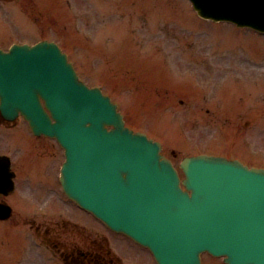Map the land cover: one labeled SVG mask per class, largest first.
I'll return each mask as SVG.
<instances>
[{
  "label": "rangeland",
  "instance_id": "1",
  "mask_svg": "<svg viewBox=\"0 0 264 264\" xmlns=\"http://www.w3.org/2000/svg\"><path fill=\"white\" fill-rule=\"evenodd\" d=\"M149 1L153 10L151 21H158L168 26L165 29L167 48L169 46L173 47L176 52L173 58L182 69V74L179 77L163 72L169 84L166 90L160 91L156 88L157 83H160L158 78L147 82L145 90H143V83L139 74L136 73V69L133 75L125 68H121L120 71L117 70L110 63L107 65L108 67L104 64L98 66L99 57L100 59H105V57L100 55L98 57V54H100L97 51L98 37L97 41L90 42L83 37L81 39L82 32L80 35L79 32L74 30L73 19L66 11L64 2L61 5L57 3L60 10H56L55 18L53 19L54 36L68 42L71 51L79 62V66L85 72L84 75L91 82L106 83L109 88L115 91L119 98L125 99L124 110L129 115L130 120L136 123L137 127L148 129L152 135L164 139L168 146L167 151L175 150L179 159L186 155L185 152L188 146H190V149L195 147L196 149H204V146L209 145L211 148H218L219 151H227L229 143L233 140L239 141L237 144L238 152H243L244 145H249L255 157L252 162L264 163V37H256L250 32L239 31L229 26L200 22L190 14L191 9L184 0H163V5L160 0H153L154 8L151 5V0ZM114 3L103 2L95 8L85 6L84 8L90 13H83V17L89 21L87 16L89 15L94 22H97L99 20V9L103 12L104 6L113 8L118 12L119 3L117 1H114ZM140 3L142 6L141 1ZM39 4H41V0H38V7L34 10L31 17L39 19L41 23L48 26L52 11H47L43 7L40 8L41 5ZM191 16L199 23V26L194 24ZM18 17H22V14ZM101 18L104 19L103 14ZM142 18L141 26L145 27L147 25L148 29L146 19ZM136 20L139 25L138 19ZM21 21L23 23L15 24L9 22L3 28L4 35L7 37L23 36L22 38H24L29 36V34L43 31L37 25L26 23L24 18H21ZM126 21L132 24L129 38L132 43L135 42L138 53L141 54L143 50L148 51L151 57L161 53L159 49L161 41L158 42L153 39V42H148L147 45L141 46L140 44L148 35L145 32H138L140 26L133 24L132 18L126 19ZM174 27H181L185 30L187 27L189 30L193 29L191 32L196 33L194 35L187 33L179 36ZM91 29L96 35L98 34L99 28L91 27ZM159 35L156 36L159 37ZM110 36L116 42L109 44L103 50V54L119 59L122 58L124 49L129 53L126 46L120 42V30L118 28ZM176 39L180 40L181 43H176ZM196 42L201 44L198 54H202V59H197L194 56V51L192 54ZM2 44L5 45V42ZM215 52L218 53L217 57ZM140 54L139 56H141ZM253 56H256V60ZM107 61L108 59H105L106 64ZM207 61L213 63L210 64ZM196 62L200 65L199 72L196 70ZM142 66L139 67L140 70ZM155 68H159L157 63L150 70L153 71ZM113 71L117 72L113 73ZM141 72L143 78H145L147 75L146 68L142 69ZM191 73L198 74L204 84L210 79H214L216 82L220 80L221 82H219L214 92L213 88L211 95H207L205 87L195 84L190 77ZM172 77L178 79L179 82L174 81ZM127 78L137 85L136 98L133 94L136 91L132 90V87L129 90L130 81ZM109 82H113L116 88L122 92L116 91ZM199 94H201V97ZM181 100L184 101L181 102ZM240 126H243L241 130L239 129ZM9 131L10 136H14L17 132H22L23 130L17 126ZM236 132L243 133L242 135H234ZM174 141L176 142L175 144H173ZM239 146H242V149ZM14 148H18L16 156L27 164L25 169L29 174L39 173L38 164L41 160L37 159V157L46 158L49 155L47 150H43L36 157L32 156L27 145H15ZM242 154L253 156L250 150H248V154L246 150ZM60 159V153L57 151L58 163ZM35 177L36 175L34 174ZM33 190L35 191V188ZM39 193L40 196L37 199L44 198L45 192L40 190ZM62 200L64 199L62 198ZM12 202L13 204L16 203L15 197L12 198ZM24 205L28 206L24 202L19 201L18 208L23 214L26 213L28 216L30 214L31 216L36 212L41 221L44 219L57 221L61 219L60 217L71 218L69 210L67 212L62 207L61 202L49 206L44 203H36L35 207H38V212L37 209L36 211L34 210V207L27 209L24 208ZM59 213H62L63 216H58ZM99 232L107 236L109 243L115 247H120L121 244L123 246L130 245L121 236L108 235L103 229ZM133 250L136 251H131L135 254V258L133 255L124 254L126 259L124 264H154L146 250L136 247H133ZM115 252L119 251L116 250ZM50 255V251L45 247L40 248V261H48ZM140 256L143 259L141 261L137 259ZM42 264L46 263L42 262ZM209 264L221 263L220 261L211 260Z\"/></svg>",
  "mask_w": 264,
  "mask_h": 264
},
{
  "label": "water",
  "instance_id": "2",
  "mask_svg": "<svg viewBox=\"0 0 264 264\" xmlns=\"http://www.w3.org/2000/svg\"><path fill=\"white\" fill-rule=\"evenodd\" d=\"M249 191L252 192V189L249 188ZM241 192H243L241 190ZM262 195V196H261ZM260 199L264 202V193L260 194ZM264 209L263 208H260L259 211L256 213L255 215V218L259 217L262 213ZM239 216V215H237ZM234 218L231 217V216H226V222L228 221L229 223H233L234 222ZM256 221H252L251 223L252 224H255ZM178 234V236H181L183 235V233H180V232H176ZM189 236H192L193 239H190L188 237V241H185L184 242V246H186V252L182 249H174L173 250V246H165V244H163L161 241H159L161 244L159 245V248L165 246L167 249H166V252H165V256L167 257L166 260H165V263L162 262V264H181L182 262L184 261H187L188 259L185 258V255H187L190 251H194V252H197L196 250L201 248V247H204L203 246V243L202 242V236L198 233L196 234V231L194 229H191L190 233H189ZM233 237H236V239L238 241H240V239L243 237L242 234H237V235H233ZM222 239H218L214 244H219V242L221 241ZM189 246V248L187 249V247ZM171 251H175L174 253H171ZM185 264V263H184Z\"/></svg>",
  "mask_w": 264,
  "mask_h": 264
}]
</instances>
